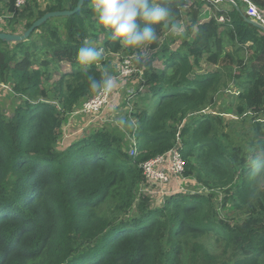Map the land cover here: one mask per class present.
Returning a JSON list of instances; mask_svg holds the SVG:
<instances>
[{
    "label": "trees",
    "instance_id": "trees-1",
    "mask_svg": "<svg viewBox=\"0 0 264 264\" xmlns=\"http://www.w3.org/2000/svg\"><path fill=\"white\" fill-rule=\"evenodd\" d=\"M16 1L0 0L10 34H23L46 13L72 11L79 2L49 0L42 7L26 0L11 17ZM252 1L264 9V0ZM156 2L186 30L172 51L176 43H161L166 28L157 25L159 38L146 47H161V54L137 52L143 82L132 95L139 123L135 155L126 150V133L108 131L101 122L58 147L65 118L99 92L90 88L89 75L105 77L108 57L124 51L97 23L91 0L75 15L48 20L25 41L0 40V83L16 98L11 111L0 105V264H264V123L253 126L248 148V140L234 138L222 120L201 116L236 80L238 116H264V31L238 8L216 11L230 17L229 24H201L209 0ZM36 35L39 40L32 39ZM204 38L209 49L199 45ZM85 40L102 57L87 68L77 60ZM153 56L164 60L163 70L154 68ZM203 63L215 69L198 70ZM53 73L59 79L49 85ZM184 118L194 122L183 121L180 130ZM178 134L185 177L208 192H177L162 207L146 196L139 202L141 165L171 150ZM216 190L227 195L223 204L231 201L240 220L220 216L210 194ZM184 252L188 263H180Z\"/></svg>",
    "mask_w": 264,
    "mask_h": 264
},
{
    "label": "rangeland",
    "instance_id": "rangeland-1",
    "mask_svg": "<svg viewBox=\"0 0 264 264\" xmlns=\"http://www.w3.org/2000/svg\"><path fill=\"white\" fill-rule=\"evenodd\" d=\"M40 4L42 7H45L48 5L49 0H39ZM189 3H192L191 5L194 4L193 0H188ZM195 5V4H194ZM1 7V6H0ZM190 9V7H187ZM1 11V10H0ZM4 12H0V30H6V32L9 33L10 27L8 26V22L7 21V13ZM216 14V12H215ZM13 26L16 25V23L12 24ZM183 29L184 32L186 30V25L183 22ZM22 29V28H19ZM210 33V32H209ZM21 34V33H18ZM211 34V33H210ZM183 37L184 34L179 33V34H171L169 32V30L166 28L163 32V36L160 38V42L161 43H166L169 44V41L171 42H179L180 46L182 45V41H183ZM33 40H39L40 36L36 35L35 37L33 36L32 38ZM207 38H204L199 45H201L202 47H206L207 49H209L210 47V43H208ZM187 41H189L187 39ZM185 44H189V42H186ZM179 46V48H180ZM124 47V46H123ZM174 50L179 49L176 47H173ZM163 49L160 47L157 50H151L148 47H143V48H126L124 47V51L120 54L117 55L115 57H108V66L106 67V69H108L106 71V75H111L114 76L115 74H117L118 69L120 67V65L122 64V61L126 58V57H132L134 60L137 57V52H142L143 55L147 58L149 56L152 57V55L160 53ZM228 51H233L232 47H228L227 48ZM134 51V53H133ZM161 54V53H160ZM159 54V55H160ZM168 56V54L166 55ZM159 57V56H158ZM156 56H153V65L155 69H159L162 70L164 69V60L160 59ZM218 67H222L220 65H218ZM204 68V69H203ZM214 70L215 66L211 65V64H207V63H203V66H201V68L198 70ZM202 71V72H203ZM54 75L51 77L50 80H47L46 82L49 85H52L54 82L58 81V74L53 73ZM196 75V74H195ZM239 75V72H236V77ZM191 77L193 78L194 76L191 75ZM143 82V80L141 81V77H139L138 75H135L130 81H129V86L125 87V93L124 95L121 96L122 98V102L121 104L117 107V109L119 110V112L122 114L117 118H112L113 121L112 122H107L106 127H104V129L108 130V131H122L124 130V132L126 134H130V131L132 130L133 133H137V129L139 126V123L137 121L136 118L130 117V110L133 111V104L130 102L132 100H134V97L131 95L129 97L128 100H125L127 98L128 93L126 92L129 88H140L141 87V83ZM232 88L234 89H230L229 91H225L223 93H220L219 95H217L216 97V101L213 104V106L210 109H207L208 111L205 112L203 115H201L202 117L208 116L209 118H214V119H220L224 122V126L227 127V131H229V133L234 136V138H237V140L240 138V136H243V138L245 140H248V144H246V146L248 148H250V141L253 138L254 135V128L253 126L256 123H264V116L260 117V116H256L254 113H252V111H250L249 117L248 114H245L247 116L245 117H240L237 114V110H238V106L240 105L239 103V98H238V91L241 90V87L239 85V81L236 80V84L232 85ZM120 98V99H121ZM16 102V98L14 97L13 93H11V91L4 86L2 83H0V105L8 110H12V105L13 103ZM120 102V101H119ZM135 102V101H134ZM81 106V105H80ZM80 106L77 108L76 111H78L80 109ZM135 108V106H134ZM128 115L129 119H125L126 115ZM82 117V120L78 119ZM89 117L92 116H86V115H82V114H78L76 116H69L65 118L66 122H64L63 124V128H62V138L60 140V144L58 145L59 148H65L68 143L70 142H66L65 141V136L67 134V130L64 129V127L70 122V121H75V120H80L82 122V125L80 126V129L82 130L87 128L89 129L90 127H96L95 123H90L89 121L91 119H89ZM121 121H123V124L121 123ZM186 121V124L190 123L192 124L194 122V118H184L182 121L178 122V125H182L180 130H182L183 126H184V122ZM79 123V122H78ZM86 123V125H84ZM84 125V126H83ZM233 128L236 129V132H233ZM242 131H246V135H243L244 133ZM123 132V131H122ZM237 136H235V134H237ZM264 139V138H263ZM130 144L129 142H127L126 144V150L128 152H130ZM250 152V157L253 155L254 152H252L249 149ZM255 155H257V153L255 152ZM190 179V180H189ZM175 187H171V183L167 186L164 187L165 184H156L153 186H148L149 189V193H144L142 190H139L138 192V201L140 202L142 197L146 196L150 198V205L153 207H162L164 205V200H167V198L170 195H173L175 193H179V192H184V194L187 195H196L197 193H201L200 192V187H199V183L197 182V180L194 177L191 178H187V177H176V180L174 179ZM262 186L264 187V181L262 182ZM208 192V191H207ZM202 194V193H201ZM210 194H213L214 196V200L215 203L217 205V208L219 209V213L220 216L223 219H228L230 223L233 222H237L238 220H240L241 216L234 214V209L232 207V202L229 201L226 205L223 204V200L227 197V195L223 194L222 192H220L219 190L216 191H212ZM140 199V200H139ZM139 202H136V204H138ZM180 263H188V256L187 254H185V252L182 254L181 256V262Z\"/></svg>",
    "mask_w": 264,
    "mask_h": 264
},
{
    "label": "clouds",
    "instance_id": "clouds-1",
    "mask_svg": "<svg viewBox=\"0 0 264 264\" xmlns=\"http://www.w3.org/2000/svg\"><path fill=\"white\" fill-rule=\"evenodd\" d=\"M91 7L97 23L126 48H143L157 42V25H163L174 35L184 32L183 27L175 21L171 10L156 0H91ZM241 10L245 15L243 5ZM245 17L250 20L246 15ZM201 19V24L206 22L204 16ZM101 59V51L92 46L91 41L85 40L78 49L77 60L85 68ZM88 80L93 91H102L104 94L113 92L117 87L116 78L111 75H106L100 80L89 75ZM121 123L123 124V121Z\"/></svg>",
    "mask_w": 264,
    "mask_h": 264
},
{
    "label": "built area",
    "instance_id": "built-area-1",
    "mask_svg": "<svg viewBox=\"0 0 264 264\" xmlns=\"http://www.w3.org/2000/svg\"><path fill=\"white\" fill-rule=\"evenodd\" d=\"M213 3V8L216 11L222 8V2L224 0H209ZM242 3L243 8L245 10V15L253 20L255 23L259 24L264 28V9L260 6L256 5L252 0H238ZM26 4V0H17L15 5V11L12 13L11 17H14L18 11H21ZM202 17V16H201ZM214 19L221 25L231 23V18L228 16H218L214 14L209 18V21ZM135 75L142 77L143 71L138 69L135 65L134 59L132 57H126L122 64L120 65L117 74L113 77L116 78L117 85H123L124 81H130ZM10 91V87L6 86ZM128 95L134 94V89L129 88L127 90ZM115 94L116 88L113 92L109 94H104L102 91H99L93 98L89 99L85 102L78 111H75L71 114V116H76L78 114L86 115V116H96L97 118L103 115V112L108 108L115 107ZM132 104L134 100L130 101ZM134 105L133 111L130 110V117L134 114ZM207 112V111H204ZM128 116V115H127ZM129 119V117H128ZM127 140L130 144V153L131 155H135V149H138L139 143L136 139L135 133L130 131V134H127ZM183 144L180 137V134L177 136V141L175 146L166 152L163 155H159L158 157L146 161L141 165V170L144 177V182L141 185V190L144 193H149L148 186H153L158 183L167 185L171 181V175H175L176 177H184L185 172V161L182 155ZM168 169V173H167ZM208 189L200 188V192H206Z\"/></svg>",
    "mask_w": 264,
    "mask_h": 264
},
{
    "label": "crops",
    "instance_id": "crops-1",
    "mask_svg": "<svg viewBox=\"0 0 264 264\" xmlns=\"http://www.w3.org/2000/svg\"><path fill=\"white\" fill-rule=\"evenodd\" d=\"M209 6H213V3L209 2ZM209 6H208V8H206L205 10H203L204 11V21H206V22H208L209 21V18L214 15V12L211 11V9H210ZM241 6H242V3L240 1H238V0H224V2H222L223 9H225L226 11H230V12L233 11L234 8H237V7H239L241 9ZM0 31H5L6 32V30H0ZM6 33H8V32H6ZM183 34H185V32H183ZM175 43L176 44H175L174 47L179 48L180 43L179 42H175ZM176 50H178V49H176ZM172 51H175L174 48H172ZM157 70H159V69H157ZM128 86H129V81H124L123 85H117V87H116V94H115V107L113 109H112L111 106L108 107L103 112V115L101 117H99V118H97L96 116L89 117V119H91L89 122L90 123H95V124L97 122H101L102 124L106 125L107 122H112L113 121L112 118H117V117L120 118V116L122 114L119 112V110L117 109V107L122 102L121 96L124 95V93H125V87H128ZM125 115H126V118L125 119L127 120L128 119V116H127V114H125ZM78 119L82 120V117H80ZM80 120L70 121L64 127V129L67 130V134L64 137L66 142H71L78 135H84L85 132L87 131V128H85V129L82 128V130L80 129V126L82 125V122ZM84 125H86V123ZM122 131L125 134L124 130H122ZM125 138L127 140V135L125 136ZM167 173H168V169H167ZM174 179L176 180V177H175V175H172V181L170 183H171V187H173V188L175 187V185H177V184H175ZM170 183H168L167 185H169ZM167 185H164V187L167 186Z\"/></svg>",
    "mask_w": 264,
    "mask_h": 264
},
{
    "label": "water",
    "instance_id": "water-1",
    "mask_svg": "<svg viewBox=\"0 0 264 264\" xmlns=\"http://www.w3.org/2000/svg\"><path fill=\"white\" fill-rule=\"evenodd\" d=\"M85 3V0H79L77 7L72 11H56V12H48L46 13L42 18L38 19L33 25L26 30L23 34H10V33H2L0 32V40L7 42V43H17L27 40L32 33L40 28L44 23H46L48 20L52 18H58V17H70L72 15H75L80 11V9L83 7ZM248 23L260 28L264 31V28L260 26L259 24L253 22L252 20H248Z\"/></svg>",
    "mask_w": 264,
    "mask_h": 264
},
{
    "label": "bare ground",
    "instance_id": "bare-ground-1",
    "mask_svg": "<svg viewBox=\"0 0 264 264\" xmlns=\"http://www.w3.org/2000/svg\"><path fill=\"white\" fill-rule=\"evenodd\" d=\"M134 150H135V152H137L138 149H135V147H134Z\"/></svg>",
    "mask_w": 264,
    "mask_h": 264
}]
</instances>
